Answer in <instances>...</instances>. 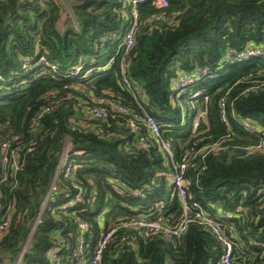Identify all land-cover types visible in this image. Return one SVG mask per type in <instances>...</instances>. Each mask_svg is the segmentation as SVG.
Returning <instances> with one entry per match:
<instances>
[{"label": "trees", "instance_id": "16d2710c", "mask_svg": "<svg viewBox=\"0 0 264 264\" xmlns=\"http://www.w3.org/2000/svg\"><path fill=\"white\" fill-rule=\"evenodd\" d=\"M131 1L0 0V144L19 149L13 176L0 161V219L10 215L0 264H14L28 239L21 264H53V247L60 264H78V220L89 229L80 257L86 264L99 236L124 219L165 226L182 219L173 186L158 175L169 172L166 154L123 77L140 92L175 160L188 164V206L230 213L222 222L234 226L225 231L233 261L264 264V151L256 148L264 138V58L226 61L248 45L264 52V0H166L165 9L138 2L125 54ZM40 58L45 64L36 66ZM73 67H80L76 75ZM197 69L207 74L176 98L174 80ZM96 107L105 116L94 117L89 110ZM67 143L73 174L65 178L63 167L54 180ZM77 192L74 207L58 210ZM145 233L118 230L100 264H218L223 254L214 235L192 223L178 239Z\"/></svg>", "mask_w": 264, "mask_h": 264}, {"label": "built area", "instance_id": "2783aa9c", "mask_svg": "<svg viewBox=\"0 0 264 264\" xmlns=\"http://www.w3.org/2000/svg\"><path fill=\"white\" fill-rule=\"evenodd\" d=\"M146 1L150 2L157 9H165L168 6V2L166 0H132L131 1L133 5L132 13H131L132 18L128 24V27L120 44V48L123 49L125 54L132 48L134 43V35L137 28V13H136L135 5L138 2H146ZM160 19H162L161 15H157L156 17H154V20L156 21ZM251 58H264V52L259 47L248 45L242 52L235 53L232 55V57L227 56L226 61L234 65L237 63H241L245 60H249ZM27 63L28 62L24 63L23 65L24 68H27L28 66L31 65ZM41 63L45 64L43 58L38 59L35 65L38 66ZM79 70L80 67H73L72 75L73 74L76 75L79 72ZM90 73L91 71L86 72L83 78L90 75ZM206 74L207 72L202 69H197L192 74H179L173 83V90L175 92L176 98L180 99L181 97L185 96V93L187 92V87L194 85ZM122 85L128 92L132 94L133 98L136 101L137 106L139 107L140 111L143 113L144 124L147 128L149 136L152 137L153 139H157L158 141H160L159 144L161 146L162 152L165 153L167 157V167L169 169V172L167 174H158V175L165 176L166 177L165 179L173 186V190L175 191L180 201V206L183 211V216L182 219L178 222V224L174 226H169V225L165 226L162 220L148 221L142 218L141 216L138 217L135 216L130 219H124L120 223L109 228L106 233L101 234L99 236L98 241L94 246L92 256L86 264H100L103 251L105 250L111 237L118 230L144 229L146 232L145 236H149L150 234H158V232H161L167 237H174L175 239H178L185 231L187 225L191 223L197 225L198 227H204L208 229L214 235L216 240L222 245L223 254L218 264H238L237 262H234L232 259V243L225 233L226 229L229 232H231L234 226L232 223L222 222V220H229L231 218L230 213H227L225 211H220L218 212L217 215L211 216L205 213L201 205L197 203L191 204V207L188 206L187 191H188L189 182L185 178L186 170L188 169V164L185 162H178L177 160H175V158L173 157L174 155L171 145L167 142L162 141L161 139L160 125L158 121L154 117L147 115L146 103H144L143 98L138 97V95L141 94L138 91L136 92L131 81H129L126 77H123ZM196 96H197L196 94L189 95L188 98L194 99ZM203 100L206 102L207 98H204ZM99 102L104 103L105 100L101 99ZM183 103L184 101L181 100L180 105H183ZM118 109L119 111H123L121 107H118ZM89 111L94 117L105 116V110L102 107H96L90 109ZM201 116L203 115L200 114L199 117ZM131 126L133 127V124ZM244 128L250 132L258 131L257 126L250 123H245ZM256 148L258 151L259 150L264 151V138H262L260 144ZM69 150H70V145L67 143L65 144L64 149L61 152L60 159L58 161V166L56 168V174H55L56 176L54 180L57 178V176H59L63 167H64L63 174L65 178H68L73 174V166L71 165V163L68 162ZM197 153L198 151L194 153V155H196ZM75 154L78 155L79 152L74 153V155ZM18 156H19V149L17 147H12L10 141H4L3 143L0 144V161L3 164L4 169L8 170V175L10 176H13L15 172L18 170ZM185 156L191 158V156L188 155L187 152L185 153ZM54 191H55V185L53 184L48 190L46 197L44 198V201L42 202L41 210H43L49 198L55 194ZM80 197H81L80 193L77 192L74 199L72 200L70 199L65 203H63L61 206L58 207V210L64 211L67 210L68 208L74 207L75 203L78 202ZM155 212L159 213V209H156ZM37 224L38 221H36V223H34V225L32 226L30 235L34 232ZM9 225H10V215H7L6 217L0 219V238L4 236ZM77 227L79 233H78L77 245L74 250L73 256L79 259L78 264H85L80 257H82V255L84 254L85 239L89 229L87 224L82 220L77 221ZM28 248H29V239L28 242L24 245L19 258L16 260L14 264H21V258L23 254L28 250ZM59 251H60L59 247H53L48 252L49 260L53 264H60L58 258Z\"/></svg>", "mask_w": 264, "mask_h": 264}, {"label": "rangeland", "instance_id": "374dc122", "mask_svg": "<svg viewBox=\"0 0 264 264\" xmlns=\"http://www.w3.org/2000/svg\"><path fill=\"white\" fill-rule=\"evenodd\" d=\"M65 7H66V5H65ZM64 20H65V17L62 16L61 19L59 20L58 24H57V28L60 31L63 29V22H64ZM187 106L190 107L191 105L190 104H187Z\"/></svg>", "mask_w": 264, "mask_h": 264}, {"label": "bare ground", "instance_id": "6f19581e", "mask_svg": "<svg viewBox=\"0 0 264 264\" xmlns=\"http://www.w3.org/2000/svg\"><path fill=\"white\" fill-rule=\"evenodd\" d=\"M229 221V220H228Z\"/></svg>", "mask_w": 264, "mask_h": 264}]
</instances>
